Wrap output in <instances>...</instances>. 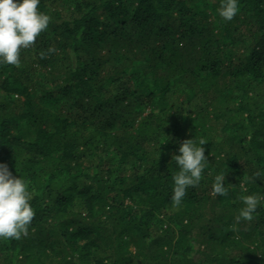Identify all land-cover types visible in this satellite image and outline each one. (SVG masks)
<instances>
[{
	"label": "trees",
	"instance_id": "16d2710c",
	"mask_svg": "<svg viewBox=\"0 0 264 264\" xmlns=\"http://www.w3.org/2000/svg\"><path fill=\"white\" fill-rule=\"evenodd\" d=\"M222 2L40 0L48 28L0 65V163L35 212L0 239V264H264V0H238L230 21ZM190 138L207 163L174 206ZM249 194L257 210L237 221Z\"/></svg>",
	"mask_w": 264,
	"mask_h": 264
},
{
	"label": "clouds",
	"instance_id": "9594fccd",
	"mask_svg": "<svg viewBox=\"0 0 264 264\" xmlns=\"http://www.w3.org/2000/svg\"><path fill=\"white\" fill-rule=\"evenodd\" d=\"M40 0H0V65L19 66V51L32 45L37 36L49 26L50 17L38 11ZM238 10V0H223L217 9L224 21H230ZM51 51V49H49ZM43 56V54H41ZM206 140L192 138L183 140L178 146V155L172 161L178 166L173 176L172 195L174 206H179L187 195V189L200 182L207 160L203 145ZM225 174L216 175L211 185L215 196H223ZM247 192V189H243ZM31 195L27 182L20 176H13L6 164L0 163V239H20L26 236L28 225L35 212L30 205ZM243 207L236 220L251 221L259 200L254 195H243Z\"/></svg>",
	"mask_w": 264,
	"mask_h": 264
},
{
	"label": "rangeland",
	"instance_id": "374dc122",
	"mask_svg": "<svg viewBox=\"0 0 264 264\" xmlns=\"http://www.w3.org/2000/svg\"><path fill=\"white\" fill-rule=\"evenodd\" d=\"M94 49L96 50V52H97V50H99L100 54H102V53L105 54L106 53V47H104V48L103 47L102 48L99 47L98 49L97 48H94ZM38 74L41 77V79L40 78L39 79L42 80L44 75H45V71L43 69H41L38 72ZM0 94L2 95V92ZM40 105L43 108V112H44V108H47L51 112L50 113L51 115H53L54 113L56 114L58 112V110H60L59 112H62V110L65 109V108L62 107L63 105L60 102H58V103H49L46 100H42L40 102ZM162 105H163L162 102H159V101L156 100V103H153V108L158 106V107L155 108V110H158L159 107L162 106ZM25 107H26V104H24V103L21 104V102L18 101L16 104L15 103L13 105L10 104V106H8V110L18 113ZM19 130H22V131L19 132ZM15 134L18 135V136H21L23 139H31L35 135V130L33 128L31 129L29 126H26V123H23L21 129H16ZM248 225L251 228H253V223L252 222H250ZM53 264H58V263L56 261H54Z\"/></svg>",
	"mask_w": 264,
	"mask_h": 264
}]
</instances>
